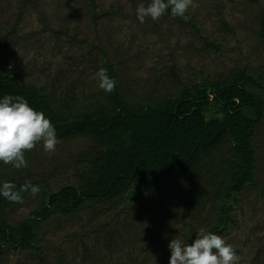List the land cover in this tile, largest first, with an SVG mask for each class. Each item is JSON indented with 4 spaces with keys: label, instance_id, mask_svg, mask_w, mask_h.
Returning <instances> with one entry per match:
<instances>
[{
    "label": "rangeland",
    "instance_id": "374dc122",
    "mask_svg": "<svg viewBox=\"0 0 264 264\" xmlns=\"http://www.w3.org/2000/svg\"><path fill=\"white\" fill-rule=\"evenodd\" d=\"M195 2L198 7L189 8L187 16L197 31L172 18L170 9L158 20L140 22L137 7L150 0H94V8L87 0H0V42L7 36L13 43L4 58L0 55V76L7 67L24 85L56 99L59 111L60 99L74 94L75 113L102 103L96 73L106 65L134 109L173 99L182 86L223 80L240 69L264 76V0ZM251 143L257 187L246 186L235 196V223L221 237L234 247L239 264H264V117ZM87 145L64 142L49 154L38 143L26 152V167L4 171L0 178L4 183L19 172L30 180L55 171L48 180L53 192L77 184L75 170L66 174L60 167L77 159ZM229 150L230 145L214 159L228 157ZM186 180L173 177L158 189H145L119 215L117 207L105 214L106 204H90L72 216H51L38 223L31 249L7 248L0 264H169L171 240L178 236L191 244L213 220V200L201 210L194 207L200 182L180 185ZM39 203L37 196L25 198L10 215L11 225L25 220Z\"/></svg>",
    "mask_w": 264,
    "mask_h": 264
},
{
    "label": "trees",
    "instance_id": "16d2710c",
    "mask_svg": "<svg viewBox=\"0 0 264 264\" xmlns=\"http://www.w3.org/2000/svg\"><path fill=\"white\" fill-rule=\"evenodd\" d=\"M87 1L94 8V0ZM170 16L173 18L171 12ZM174 18L197 31L189 18ZM261 24L264 29V20ZM223 27L227 31L226 25ZM12 44L7 36L1 38V58ZM105 69L114 79L111 67L106 65ZM258 93L264 95V76L240 69L223 80L182 86L175 98L145 103L138 109L125 102L116 86L111 93L103 90V101L97 108L75 113L74 94L66 93L60 99L64 105L59 111L61 105L56 99L24 85L5 67L0 76V99L7 95L23 97L52 121L61 143L84 141L88 145L70 165L60 167L66 174L75 170L77 184L69 183L53 192L48 180L55 171L30 180L19 172L4 183L0 178V188L11 183L20 191L26 182L40 188L36 195L30 189L21 192L20 202L0 194V258L7 248L31 249L38 223L51 216H72L90 204H106L109 209L105 214L117 207L119 215L141 198L145 189H158L173 177H187L180 182L182 186L200 182L201 191L193 196V206L201 210L213 200V220L206 232L223 236L235 223L231 215L237 204L235 196L246 186L257 187L251 139L264 117V99ZM228 145L229 156L214 159ZM14 168L0 162V176ZM30 196H37L39 205L25 220L11 225L10 215Z\"/></svg>",
    "mask_w": 264,
    "mask_h": 264
},
{
    "label": "clouds",
    "instance_id": "9594fccd",
    "mask_svg": "<svg viewBox=\"0 0 264 264\" xmlns=\"http://www.w3.org/2000/svg\"><path fill=\"white\" fill-rule=\"evenodd\" d=\"M198 7L195 0H150L147 6L140 3L137 18L144 22L146 18L158 20L170 9L173 17L187 20L189 8ZM96 76L102 90L111 93L117 81L110 78L107 69H100ZM43 144L46 153H54L61 141L57 138L52 121L45 114L29 106L21 96L7 95L0 99V162L11 164L19 169L26 167L25 153L33 150L38 143ZM16 186L5 183L0 194L13 202L22 201L21 192L31 190L32 195L40 192L39 186L26 182L20 191ZM171 255L169 264H239L240 257L234 247L220 235L199 230V235L191 244H185L178 236L168 245Z\"/></svg>",
    "mask_w": 264,
    "mask_h": 264
}]
</instances>
